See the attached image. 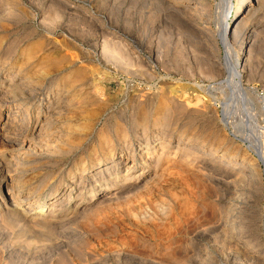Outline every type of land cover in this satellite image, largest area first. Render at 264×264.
Segmentation results:
<instances>
[{"label":"rangeland","instance_id":"rangeland-1","mask_svg":"<svg viewBox=\"0 0 264 264\" xmlns=\"http://www.w3.org/2000/svg\"><path fill=\"white\" fill-rule=\"evenodd\" d=\"M236 1L0 0V264H264V0Z\"/></svg>","mask_w":264,"mask_h":264},{"label":"bare ground","instance_id":"bare-ground-1","mask_svg":"<svg viewBox=\"0 0 264 264\" xmlns=\"http://www.w3.org/2000/svg\"><path fill=\"white\" fill-rule=\"evenodd\" d=\"M225 2H229V0H224ZM249 0H238L236 1V7L235 9L238 10L239 6L241 5L242 6V9H241V12L244 11L245 9V6H247L249 3H248ZM253 1V0H251ZM220 8V7H219ZM229 11V10H228ZM220 15V14H219ZM226 21L223 23V28L222 29H218L217 30V35H218V38L220 39L221 43L223 44V48H224V62H223V65H224V68L226 70V73H227V77H226V82L228 83V85L230 86L231 88V91L233 92L234 95H240V93H243L244 92V89L242 88L241 86V83H240V79H239V64L237 63L236 59H235V55H234V51H233V47H232V44H231V39L235 36V32L239 31L238 29L234 31V29L231 30V26H229V30H228V35L226 34ZM235 24V23H234ZM234 27V25H232ZM238 27V25H235ZM232 27V28H233ZM2 67V66H1ZM4 78V77H3ZM7 79V78H6ZM5 79V80H6ZM11 79V78H10ZM13 79V78H12ZM8 80V79H7ZM8 85V83H7ZM241 96V95H240ZM261 99L263 100L262 103H264V96L261 97ZM242 111V110H241ZM263 111V110H262ZM245 117V116H244ZM1 125V124H0ZM4 125V123H3ZM6 126H8L7 124H5ZM36 127V126H35ZM1 130V128H0ZM6 131V130H5ZM32 132V131H31ZM262 136V135H261ZM260 137V136H259ZM264 138V137H263ZM256 139V138H255ZM257 140V139H256ZM255 141V140H254ZM255 144V143H254ZM256 146V145H255ZM259 146V145H258ZM258 146L256 147L255 150H257V156H259V159L262 161V163H264V149H262V147L260 146L258 148ZM145 150V149H144ZM143 150V151H144ZM142 153V152H141ZM145 154V153H144ZM111 158V157H110ZM117 161V160H116ZM98 163V162H97ZM116 164V163H115ZM230 165V164H229ZM231 165H238V162L236 161H233L231 163ZM115 166V165H114ZM264 166V165H263ZM104 167V166H103ZM104 170V169H103ZM264 173V172H263ZM1 174V173H0ZM1 176V175H0ZM3 176V175H2ZM1 176V177H2ZM5 179V178H4ZM96 184V182H94ZM94 187V186H93ZM107 188L105 187H102L100 188L98 191H96V193L98 194H101L103 193V195L107 192ZM110 190V189H109ZM94 194V193H93ZM92 194V195H93ZM13 195V193H12ZM20 200V199H19ZM22 203V202H21ZM39 207V206H38ZM23 212V211H22ZM29 213H33L34 210H28ZM25 216V215H24Z\"/></svg>","mask_w":264,"mask_h":264},{"label":"built area","instance_id":"built-area-1","mask_svg":"<svg viewBox=\"0 0 264 264\" xmlns=\"http://www.w3.org/2000/svg\"><path fill=\"white\" fill-rule=\"evenodd\" d=\"M261 109L263 110L262 112L264 113V103H263V105H262V108H261Z\"/></svg>","mask_w":264,"mask_h":264}]
</instances>
